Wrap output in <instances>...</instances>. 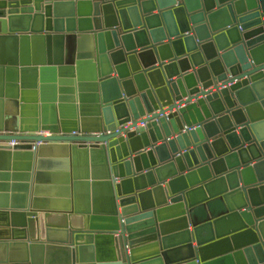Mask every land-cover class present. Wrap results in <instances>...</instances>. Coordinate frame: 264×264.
<instances>
[{
	"label": "water",
	"instance_id": "water-1",
	"mask_svg": "<svg viewBox=\"0 0 264 264\" xmlns=\"http://www.w3.org/2000/svg\"><path fill=\"white\" fill-rule=\"evenodd\" d=\"M0 264H264V0H0Z\"/></svg>",
	"mask_w": 264,
	"mask_h": 264
},
{
	"label": "built area",
	"instance_id": "built-area-1",
	"mask_svg": "<svg viewBox=\"0 0 264 264\" xmlns=\"http://www.w3.org/2000/svg\"><path fill=\"white\" fill-rule=\"evenodd\" d=\"M43 134H47V133H43ZM9 144L13 145V144H15V142L14 141H10Z\"/></svg>",
	"mask_w": 264,
	"mask_h": 264
}]
</instances>
